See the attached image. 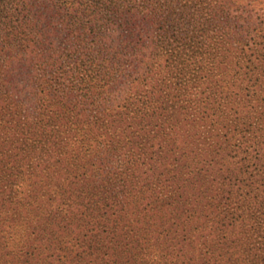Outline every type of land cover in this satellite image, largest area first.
Listing matches in <instances>:
<instances>
[{"label": "trees", "instance_id": "16d2710c", "mask_svg": "<svg viewBox=\"0 0 264 264\" xmlns=\"http://www.w3.org/2000/svg\"><path fill=\"white\" fill-rule=\"evenodd\" d=\"M264 0H0V264H264Z\"/></svg>", "mask_w": 264, "mask_h": 264}, {"label": "rangeland", "instance_id": "374dc122", "mask_svg": "<svg viewBox=\"0 0 264 264\" xmlns=\"http://www.w3.org/2000/svg\"><path fill=\"white\" fill-rule=\"evenodd\" d=\"M263 8H264V5H263Z\"/></svg>", "mask_w": 264, "mask_h": 264}]
</instances>
